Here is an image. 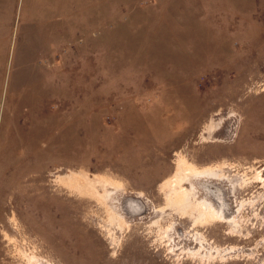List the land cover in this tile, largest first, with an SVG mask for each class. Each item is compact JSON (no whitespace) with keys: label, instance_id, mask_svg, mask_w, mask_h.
I'll list each match as a JSON object with an SVG mask.
<instances>
[{"label":"rangeland","instance_id":"obj_1","mask_svg":"<svg viewBox=\"0 0 264 264\" xmlns=\"http://www.w3.org/2000/svg\"><path fill=\"white\" fill-rule=\"evenodd\" d=\"M47 3L0 0V264H132L143 254L133 245L150 241L157 258L172 246L182 264H198L182 251L200 247L235 256L224 264H264V0H72V22L61 12L55 38L53 27L27 22ZM42 45L61 65L49 71L55 79L36 75ZM30 88L41 104H19ZM180 156L229 164L225 179H199L218 185L216 194L195 183L196 198L214 201L228 221L197 230L172 207L154 210ZM71 170L120 183L108 187L110 204L137 226L110 225L96 201L80 204L65 188L55 195V178ZM36 174L37 190L28 186ZM124 200L144 211L129 213ZM89 209L94 257L60 225L65 213L83 223ZM154 219L163 227L151 230ZM168 223L170 237L161 233ZM105 225L120 239L114 261Z\"/></svg>","mask_w":264,"mask_h":264},{"label":"bare ground","instance_id":"obj_2","mask_svg":"<svg viewBox=\"0 0 264 264\" xmlns=\"http://www.w3.org/2000/svg\"><path fill=\"white\" fill-rule=\"evenodd\" d=\"M207 129H213V123H209ZM231 165V164H230ZM228 166L229 164L226 162H221L218 164H214L207 167H199L196 163L187 160L185 157L180 156L176 161V168L175 171L170 174L168 177L164 178L163 181L159 185V190L162 192L165 202L163 205H158L154 208L155 211L163 212L166 208H174L176 211L179 212L182 218H189L192 222V226L195 229L198 226H202L205 224H210L214 221L226 222L228 221L227 217L220 212L217 204L212 201L208 200V198H196V195L199 192V185L196 186L195 183H199L202 189L205 190L206 195H210V193H217L218 192V185H214L210 183L209 180L205 179L206 181L199 182V179L203 176L207 178H214L223 180L227 177V173L224 172V167ZM256 178H263L262 169L258 170ZM32 183L28 179V186H34L35 190H37L40 186L38 184V174L34 175V179H32ZM264 180V179H263ZM57 188L53 189L55 195L66 194L63 190H67V194L72 197L74 200L80 204L89 205L90 202L96 201L100 208H104L107 213L108 222L109 224H115V226L120 230H129L133 226H137V224H130L122 213H118L116 208L110 204V194L111 192L108 190V187L112 184H116L115 187H119L121 184L118 182L113 181L110 177L106 175H95L93 178H90L88 173H85L83 170L79 172H75L71 170L68 173L59 175L55 178ZM220 183V182H218ZM189 184V186H187ZM39 185V186H38ZM100 186V187H99ZM239 186V185H238ZM244 183H241L240 187H243ZM65 188V189H64ZM139 196L142 193L138 194ZM57 198V199H56ZM55 200L61 202H72V200H68L65 197H56ZM218 203L221 200L217 199ZM124 207L123 209L127 210L131 214H140L143 212V205L139 201H123ZM82 207V206H81ZM58 208H64V206H58ZM75 212V211H74ZM73 213V212H72ZM83 213V212H81ZM95 213V210L89 209V211L85 212L83 215L84 220L83 223H77L72 221L70 224L66 222L68 213L62 214V220H60V225L63 224L65 226V230L70 234H77L78 241L86 246L87 250L93 254V257L97 255L95 253V246H94V232L92 229L91 223V216ZM98 212L96 211V214ZM69 216H73V214H69ZM16 217L12 216L10 219L13 222V225L18 227L19 224L16 222ZM82 216L80 217V219ZM159 226L160 228L163 227L161 224V220L154 219L151 220L148 224V227L154 228L155 226ZM172 226V223H168L167 226L161 231V233H166V236L170 237L169 228ZM101 227H104L101 225ZM107 228V225H105ZM198 230V229H197ZM78 231V232H76ZM199 231L196 232L199 235ZM7 239L11 241L9 234L5 232ZM107 235L112 239V253H111V260H116L117 248H116V241L119 242L120 239H117L116 233L113 229L107 228ZM165 236V235H163ZM161 238V237H160ZM199 237H197L198 239ZM153 241H150L148 244L143 243L142 246L133 245L137 247L140 251H143V254L138 256L137 258L131 259V263L140 264L142 262L143 257L146 255L149 259L148 264H182L184 258L181 257V253L174 254L175 250L172 246H167L166 251L169 254L160 255L161 258H157L156 254H154L155 250L151 249ZM120 244V243H119ZM45 243L41 244V247L45 248ZM153 248V247H152ZM158 249V247L154 248ZM186 251V253H185ZM183 253L187 255L185 258L193 259L198 264H224L228 262L230 259H233L235 256L230 255V253H225V250H221L220 247H217L216 250H207L204 251L202 247L199 249H189L183 250ZM172 254V255H170ZM176 255V257H173ZM176 261V263H175Z\"/></svg>","mask_w":264,"mask_h":264},{"label":"crops","instance_id":"obj_3","mask_svg":"<svg viewBox=\"0 0 264 264\" xmlns=\"http://www.w3.org/2000/svg\"><path fill=\"white\" fill-rule=\"evenodd\" d=\"M50 1V3L46 4L45 7H43L46 10V13L43 17V15H38L36 16L35 11L36 9L32 10V13L30 11H28V15H27V22L28 25L30 27H33L34 25H43L45 28L47 29H51L52 27L54 28V38H55V28H61L62 26V16H61V12H65V17L66 20L67 18L70 19L71 15H72V0H48ZM64 6V7H63ZM70 8V9H68ZM37 9H40L39 7ZM43 17V18H42ZM69 22H72V19H70ZM76 22V21H75ZM71 25V24H70ZM48 42L49 44L52 43V41H50L51 39V33L50 30H48ZM46 43V42H45ZM44 43V45H46ZM42 45L39 49L41 51V55H43V71H37L36 75L40 76L43 75L44 77L46 76L48 79H55L56 75L55 73L52 74V72L50 73L49 71H62L61 65H58V63L56 64H51V60L50 62L47 61V57H49L50 53H51V46L46 47ZM37 90H34V88H30L27 92H26V98L25 99H20L22 105H26L29 107H33V106H37L39 104H41V102H37V100L34 98V95L36 94ZM34 123H33V129L35 130L34 132L39 133L40 136L42 135L40 133V118H34ZM41 138H43L41 136Z\"/></svg>","mask_w":264,"mask_h":264}]
</instances>
